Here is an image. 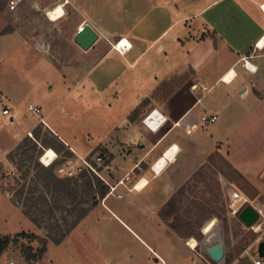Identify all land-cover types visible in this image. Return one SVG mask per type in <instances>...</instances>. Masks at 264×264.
Listing matches in <instances>:
<instances>
[{
    "label": "crops",
    "instance_id": "obj_1",
    "mask_svg": "<svg viewBox=\"0 0 264 264\" xmlns=\"http://www.w3.org/2000/svg\"><path fill=\"white\" fill-rule=\"evenodd\" d=\"M59 7L62 16L51 20L50 12ZM261 7L264 9V0H18L13 12L17 11L22 23L0 38L21 37L22 31L39 37L45 31L35 25L61 23L64 33L71 37V49L82 62L75 67V82L69 81L74 88L86 83L81 92L91 95L99 106L113 107L108 121L96 116V136L86 134L85 139L109 158L102 171L105 180L112 186L121 180L123 184L117 186L114 195H106L83 221L100 209L137 239L155 264H178L160 247H173L178 241L183 243V238L166 225L158 212L209 164V157L219 151V146L239 155L253 148L244 146L238 137L228 139L226 133L236 135L243 125L245 102L252 100L256 106L264 102ZM84 25L98 34L87 51L73 41ZM120 40L130 45L123 53L115 47ZM35 49L28 46L23 51ZM245 61L248 65L244 66ZM231 72L234 76L226 82L224 78ZM195 84L205 87V91L192 92L190 87ZM235 99L242 102L240 106H232ZM152 111H156L154 117L166 118L156 130L142 123ZM202 115L217 119L203 126ZM45 118V114L43 119L40 117L42 123L68 150L79 157L86 156L55 127L51 128ZM28 130L19 134L9 150L31 133ZM237 168L244 173L242 167ZM126 175L128 180H124ZM259 189L264 195L261 182ZM111 199H115L112 204L116 212L108 205ZM130 210L149 212L150 222L136 220L129 215ZM261 241L264 242V229ZM183 245L191 252L189 246ZM46 256L47 251L42 262ZM140 260L133 255L111 264H143ZM200 260L206 264L203 258Z\"/></svg>",
    "mask_w": 264,
    "mask_h": 264
},
{
    "label": "rangeland",
    "instance_id": "obj_2",
    "mask_svg": "<svg viewBox=\"0 0 264 264\" xmlns=\"http://www.w3.org/2000/svg\"><path fill=\"white\" fill-rule=\"evenodd\" d=\"M9 1L0 0V33L11 32L14 26L22 23L18 20L17 11H8ZM41 24L43 26L34 27L45 31L42 36L33 37L22 31L24 35L21 37L11 35L9 38H0V178L9 181L14 176H19V173L8 156L15 154L16 163L22 167L21 173L27 169L31 174L34 163L24 162L21 165L20 160L35 156L30 150L33 136L39 133L40 141L47 139L50 134L54 135L40 121L44 114L46 123L62 133L80 154L87 153L82 158L90 161L101 150L93 149L92 144L85 139L86 134L88 137H95L94 119L100 116L108 121L109 109H113L99 106L91 95L81 92L83 86L87 87L86 83L74 88L75 84L69 81L75 82V67L82 62L71 49L72 40L64 33V26L61 23ZM28 46L35 47L36 51H23ZM44 46L47 48L44 49ZM68 89H71L70 92ZM238 100L232 101V106H240L242 102ZM245 104L243 125L236 135L232 132L226 134L228 139L233 141L238 137L245 143L244 146L250 145L253 148L239 155L219 146V151L209 157V164L202 167L172 197L175 204L174 216L185 222L191 219L190 232L193 236L182 237L183 243L191 248V240L196 242L194 249H190L191 252L180 241L173 247L166 244L160 247L163 254H172L178 264H204L201 258L206 264H226V254L233 257L230 264H251L248 254H257L259 242L256 241L264 229V219L259 218L252 227H247L238 219V213L246 205L264 211V195L259 189V183L264 184V180L260 179L264 172V102L256 106L252 100H248ZM29 106L40 107L41 112L33 113L28 110ZM3 109L9 110L10 114L2 115ZM26 129H30L28 131L32 138L25 134L18 143L21 146L19 151L16 150L18 145L9 150L19 134ZM68 152V156L65 152L57 154V161L60 162L58 166L75 167L80 164L79 156L70 150ZM41 158L39 163L45 166ZM237 161H241L240 164ZM225 162L237 171V167H242L244 173L239 171L242 178H236L232 174L230 181L224 178L218 172V167L225 168ZM100 170V175L104 178V169ZM7 180L3 179V182L7 183ZM113 200L115 199H111L108 205L116 212ZM129 215L138 221L150 222V214L145 210H130ZM121 218L126 220L123 215ZM172 220L174 217H169L164 222L167 225ZM20 233L34 234L42 239L46 235L44 230L38 229L22 215L9 194L0 191V236L8 235L13 238L12 243L0 255V264H49L50 260L55 264H111L119 259L129 260L133 255L141 259L143 264H155L143 245L122 229L116 219L100 209L92 212L89 219L79 224L59 245L48 243L47 259L43 262V256L38 260L29 258L30 253L36 254L41 247L39 242L16 237ZM217 241L224 248V257L218 263L205 253V246ZM240 249L243 251L237 255ZM193 257H196L194 262Z\"/></svg>",
    "mask_w": 264,
    "mask_h": 264
},
{
    "label": "trees",
    "instance_id": "obj_3",
    "mask_svg": "<svg viewBox=\"0 0 264 264\" xmlns=\"http://www.w3.org/2000/svg\"><path fill=\"white\" fill-rule=\"evenodd\" d=\"M7 33H0V36ZM39 136V133L33 136L30 146V150L34 152L35 156H28L26 160H20L21 165L24 162H33V172L30 174V171L26 169L21 173L22 167L16 163L15 154L12 153L8 159L16 165V172L19 173V176H14L11 181L3 177L0 178V191L9 194L15 205L19 206L22 215L46 233L43 239L34 234L25 233L16 236L36 240L41 245L36 254L30 253L31 260L40 259L46 253L48 243L59 245L105 198L109 190L104 182L92 173L82 172L75 177L66 178L58 176L55 172L60 162L55 161L49 166H42L39 160L45 149H52L56 154L65 152L66 156L70 155V152L56 136L50 134L47 139L40 141ZM20 148L21 146L18 145L16 150L19 151ZM105 153L102 151L101 154ZM24 154L27 153L24 152ZM218 172L228 181L231 180V174L236 178H242L241 174L227 163L225 168L218 167ZM3 179L7 180V183L3 182ZM174 206L173 199H171L158 212L159 217L163 221L174 217V220L167 226L183 238L192 237L191 219L185 222L178 216H174ZM212 216L214 215L212 214ZM173 221L176 222L173 223ZM12 241L13 238L8 235L0 236V255ZM242 251V249L238 250L237 255ZM232 261L233 257L226 254L225 263L230 264Z\"/></svg>",
    "mask_w": 264,
    "mask_h": 264
},
{
    "label": "built area",
    "instance_id": "obj_4",
    "mask_svg": "<svg viewBox=\"0 0 264 264\" xmlns=\"http://www.w3.org/2000/svg\"><path fill=\"white\" fill-rule=\"evenodd\" d=\"M67 1V0H65ZM17 4H18V0H10L8 2V10L10 12L14 11L17 7ZM261 9L263 10L264 12V9L261 7ZM122 42V40H120L116 45V49L118 50V52L122 53L120 50H119V45L120 43ZM259 42L256 43V47L257 44ZM264 47V43L262 45L261 48ZM123 49V51L125 52L126 50L129 49L128 46H122L121 47ZM245 65H248V63L245 61L244 64ZM264 70V68H263ZM253 71L255 72L256 69H253ZM205 87L203 88H198V86L195 84V85H192L190 87V90L192 92H199V91H205ZM28 110L33 112V113H36V114H39L41 112V109L39 107H33V106H29L28 107ZM156 113V111H152L150 112L149 114H147L143 119H142V123L149 129H158L165 121H166V118H164L163 116L159 115L158 117H154L153 114ZM2 115L4 116H7L9 115V111L7 109H3L2 110ZM216 116L214 115H202L201 118H200V122L203 126H209L210 124L214 123L216 121ZM41 122H43L42 119H40ZM28 135L32 138V135L31 133H28ZM58 157L55 156V158L53 160L50 161V163L47 165H51L52 163H54L55 161H57ZM80 159V164L75 166V167H66V166H57V168L55 169V172L58 176L60 177H66V178H71V177H75L77 175H79L80 173L82 172H87V173H92L94 174L95 176H97L98 178H100L104 184L108 187V193L107 195H114L115 192H116V189H117V186L119 184H123V180L119 181L116 185L112 186L110 185L104 178L101 177L100 175V169H104L106 166H107V163H108V156H106L105 154H101V153H98L96 154L95 156H93V158H91L90 161L86 160L85 158H82V157H79ZM129 179V176L126 175L124 177V180H128ZM135 188V186H134ZM118 198H121L122 196L121 195H117ZM258 215H259V218H263L264 219V211L260 208H255ZM256 242H259V239L256 241ZM258 245V244H257ZM190 248V247H189ZM190 249H194V248H190ZM257 252V251H256ZM248 256L250 257L251 259V264H264L263 262V259H259L257 257V254H255V256H252L250 254H248ZM8 264H13L12 262H9Z\"/></svg>",
    "mask_w": 264,
    "mask_h": 264
},
{
    "label": "water",
    "instance_id": "obj_5",
    "mask_svg": "<svg viewBox=\"0 0 264 264\" xmlns=\"http://www.w3.org/2000/svg\"><path fill=\"white\" fill-rule=\"evenodd\" d=\"M98 39V34L89 26L84 25L77 34H75L73 41L83 51H87ZM260 179H264V172L260 176ZM238 219L247 227H252L259 215L252 205H246L239 213ZM205 253L214 262H220L224 257V248L220 242H214L205 246ZM257 257L264 259V242H259L257 245Z\"/></svg>",
    "mask_w": 264,
    "mask_h": 264
},
{
    "label": "bare ground",
    "instance_id": "obj_6",
    "mask_svg": "<svg viewBox=\"0 0 264 264\" xmlns=\"http://www.w3.org/2000/svg\"><path fill=\"white\" fill-rule=\"evenodd\" d=\"M62 9L59 7V8H57V9H55V10H53V11H51L50 12V14H49V16H50V18H51V20H57V19H59L61 16H62ZM123 41V40H122ZM262 42V41H261ZM262 44V43H261ZM260 44V45H261ZM122 46H128V47H130V45H129V43H128V41H123V42H121L120 43V45H119V50L123 53L124 51H123V49L121 48ZM262 49V48H261ZM233 71V70H232ZM253 71V70H252ZM256 72V71H255ZM232 76H234V73L233 72H231V73H229L225 78H224V80L226 81V82H229L230 80H231V78H232ZM236 78V77H235ZM170 155V154H169ZM55 156H56V153L52 150V149H48V150H45V153L43 154V156H42V158H41V161H42V163L45 165V166H47L49 163H50V161L51 160H53L54 158H55ZM172 157V156H171ZM164 162V161H163ZM144 183V182H143ZM141 186V185H140ZM140 186L139 187H137L138 189L140 188ZM190 246H191V248H194L195 247V245H196V242H195V240H191V242H190V244H189Z\"/></svg>",
    "mask_w": 264,
    "mask_h": 264
}]
</instances>
